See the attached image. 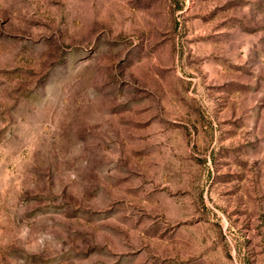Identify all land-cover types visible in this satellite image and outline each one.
<instances>
[{
    "label": "rangeland",
    "instance_id": "1",
    "mask_svg": "<svg viewBox=\"0 0 264 264\" xmlns=\"http://www.w3.org/2000/svg\"><path fill=\"white\" fill-rule=\"evenodd\" d=\"M0 264H264V0H0Z\"/></svg>",
    "mask_w": 264,
    "mask_h": 264
}]
</instances>
